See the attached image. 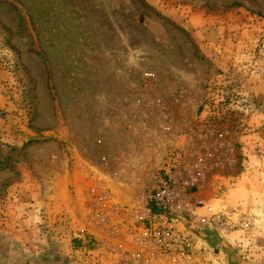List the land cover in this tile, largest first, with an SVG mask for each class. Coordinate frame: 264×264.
Instances as JSON below:
<instances>
[{
  "label": "rangeland",
  "instance_id": "1",
  "mask_svg": "<svg viewBox=\"0 0 264 264\" xmlns=\"http://www.w3.org/2000/svg\"><path fill=\"white\" fill-rule=\"evenodd\" d=\"M161 179L194 256L264 264V0H0V264H200Z\"/></svg>",
  "mask_w": 264,
  "mask_h": 264
},
{
  "label": "built area",
  "instance_id": "2",
  "mask_svg": "<svg viewBox=\"0 0 264 264\" xmlns=\"http://www.w3.org/2000/svg\"><path fill=\"white\" fill-rule=\"evenodd\" d=\"M178 196L170 183L165 179H161L157 189L149 199V213L152 223L148 229V239L150 245L157 249L160 254L186 255L195 250V245L189 238L177 235L174 232L169 219L170 213L166 212L172 206L178 204ZM177 207H179V204ZM152 209L160 212L155 213Z\"/></svg>",
  "mask_w": 264,
  "mask_h": 264
},
{
  "label": "crops",
  "instance_id": "3",
  "mask_svg": "<svg viewBox=\"0 0 264 264\" xmlns=\"http://www.w3.org/2000/svg\"><path fill=\"white\" fill-rule=\"evenodd\" d=\"M199 244H202L206 248L205 251L199 252L195 256H194V251H193V256L191 259H193V261L195 260L197 262H200V264H208V262H206V261L208 260L207 256H209V257L211 256V252L208 251L210 249V246L208 245V243L206 241L200 242ZM196 248H199V247L197 246V247H195V249ZM151 264H172V263H168L167 257H160V262L152 261Z\"/></svg>",
  "mask_w": 264,
  "mask_h": 264
},
{
  "label": "trees",
  "instance_id": "4",
  "mask_svg": "<svg viewBox=\"0 0 264 264\" xmlns=\"http://www.w3.org/2000/svg\"><path fill=\"white\" fill-rule=\"evenodd\" d=\"M153 212L157 213V212H160V211H157L156 209H152Z\"/></svg>",
  "mask_w": 264,
  "mask_h": 264
}]
</instances>
